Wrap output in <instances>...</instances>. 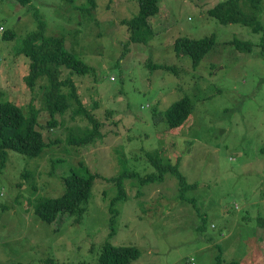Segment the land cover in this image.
Instances as JSON below:
<instances>
[{
	"label": "rangeland",
	"instance_id": "rangeland-1",
	"mask_svg": "<svg viewBox=\"0 0 264 264\" xmlns=\"http://www.w3.org/2000/svg\"><path fill=\"white\" fill-rule=\"evenodd\" d=\"M223 1L158 0L148 18L152 37L132 42L123 20L138 14L135 0H96L93 11L84 0H0V103L35 114L47 143L37 157L7 150L0 165V264H95L105 241L137 246L132 264H215L218 253L226 262L264 264V0L258 9L239 0L263 25L260 32L209 16ZM41 20L46 35L65 37L93 67L84 76L62 75L103 122L101 138L89 144L67 142L71 132L91 127L73 113L76 102L51 125L47 79L26 84L29 59L19 50ZM9 32L13 38L5 39ZM209 35L214 44L196 67L174 48L177 38ZM236 39L251 42V51L235 48ZM186 96L193 111L183 125L155 122V112ZM155 151L177 167L185 188L174 173L159 175L147 158ZM80 163L100 176L80 223L68 214L39 219L33 207L60 197L63 178L80 174ZM119 174L125 196L116 199L115 183L105 179ZM111 209L117 215L109 236Z\"/></svg>",
	"mask_w": 264,
	"mask_h": 264
},
{
	"label": "trees",
	"instance_id": "trees-1",
	"mask_svg": "<svg viewBox=\"0 0 264 264\" xmlns=\"http://www.w3.org/2000/svg\"><path fill=\"white\" fill-rule=\"evenodd\" d=\"M19 5L26 6L30 0H15ZM66 4L74 5L77 0H63ZM87 11H93L97 6L96 0H84ZM139 7V12L135 17L123 20L128 27L129 40L132 42H147L152 37V30L148 18L158 13V0H135ZM253 9L261 6V0H251ZM208 15L219 20L222 23L233 22L249 25L254 32L263 30V25L258 22L255 15L245 14L239 9V0H226L214 5L208 10ZM5 39L13 38V33H5ZM264 39V37H263ZM214 44V35L194 39L190 37L177 38L174 41V48L178 53L189 55L192 59L193 66L196 67L206 55L208 50ZM235 48L239 50L251 51L252 43L244 40H234ZM28 59V75L26 84L33 87L39 79L45 78L48 81L46 91V104L50 111L52 121L55 125L57 120L56 114H64L72 104L76 102L78 108L73 113L82 114L90 122L91 127L85 129L81 134L71 132L67 142L72 145L82 146L101 138L100 131L103 122L98 120L94 114L89 111L81 102L78 86L74 84L71 78L62 79L63 69L69 70L72 74L84 76L93 70V67L85 63L77 54L70 51L66 46L65 37L57 35H46L42 20L37 24V30L28 34L23 41L19 50ZM159 69H169V66L153 65ZM96 105V103L94 104ZM193 111V104L189 97H183L174 101L164 111L153 114L155 122H165L169 129H175L185 123ZM47 147L44 135L41 130L37 129V116L29 112L24 115L21 108L13 102L0 103V165L1 168L6 166L8 151L14 150L28 157H37L41 155ZM150 163L159 169V175L166 172L174 173L181 183V189L185 188L186 182L184 177L177 172V167L171 164L163 163L159 157L158 151L147 153ZM81 173L72 172L63 178L65 186L64 193L57 198H47L39 200L33 207L34 214L48 223L55 222L60 215L75 216V222L80 223L86 212V204L89 199L93 182L100 178L98 174L91 173L89 169L80 163ZM25 173L24 177H28ZM124 174L117 177L105 179L115 183L118 189V198L125 196L122 186ZM150 179V178H149ZM114 203V200L111 204ZM110 226L113 233V224L116 212L111 209ZM260 227L264 228V220H259ZM140 250L133 245H112L105 241L102 245L101 252L95 264H132L139 259ZM215 264H242L239 261H224L221 253L216 255Z\"/></svg>",
	"mask_w": 264,
	"mask_h": 264
}]
</instances>
